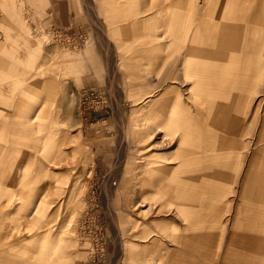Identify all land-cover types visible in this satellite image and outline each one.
Listing matches in <instances>:
<instances>
[{
	"label": "rangeland",
	"instance_id": "374dc122",
	"mask_svg": "<svg viewBox=\"0 0 264 264\" xmlns=\"http://www.w3.org/2000/svg\"><path fill=\"white\" fill-rule=\"evenodd\" d=\"M64 1L77 37L28 34L36 0H0V264H264V36L222 62L230 84L255 75L215 98L239 120L207 123L213 142L183 58L192 4L220 19L264 0ZM96 86L109 109L89 112Z\"/></svg>",
	"mask_w": 264,
	"mask_h": 264
},
{
	"label": "crops",
	"instance_id": "0c3cea01",
	"mask_svg": "<svg viewBox=\"0 0 264 264\" xmlns=\"http://www.w3.org/2000/svg\"><path fill=\"white\" fill-rule=\"evenodd\" d=\"M173 3L170 1L169 3H166L163 6L164 7L170 6ZM35 4L36 5L33 9H36V11L33 12L31 16H36L35 17L36 21L28 23L29 25V29L27 28L28 34L32 29L35 30V33L36 30H38L37 33H42V31H48V32L51 31L58 33L60 32L64 35H68L71 37H77L83 31L84 23L80 21L77 15H75L74 11L71 10V7L67 5L66 1L36 0ZM190 9L193 12V14L187 17L186 22L188 24L189 29L193 31L192 34L194 35L196 34V35L195 36L193 35V38L190 40L191 42L193 40V42L189 43L188 46L184 49L183 58L184 60H186L185 63L187 65L193 59H195L198 62L190 70H188L189 67L188 68L186 67L187 68L186 70L190 71V74H192V76L195 75L198 76L196 82L192 85L193 91H197V90L205 91L204 95L202 94L201 96L202 99H200V102L195 103L196 104L195 106L202 104L204 105L203 107H205L207 110L210 109L211 112L209 115L210 122L206 121V123H203L198 119H196L193 122L192 126L196 127L193 135H196L195 138L197 139V142L209 143L215 141V139L213 136H211V131H208L207 128L208 124L213 125L214 127H233L234 122L236 120H239L236 116L232 117L230 113L232 111V107H230L229 104H220L221 103L220 102L217 105L214 103L215 98L218 95H222V94L225 96L227 90H230L232 88L235 89V87L236 88L240 87L242 91H244L245 89H247L246 85L249 84L251 81L250 76L255 75L254 73H251L250 71L246 70L244 66H242L241 68L242 73L241 76L239 77L240 80L239 83L235 84V80H233L231 81L232 84L231 85L230 84L231 70L229 71L231 67L230 66L226 67V64L222 62L228 59L229 63H231L233 62L236 56L234 51H237L240 48H242V50L246 53V51H248L249 48L253 49L255 46L259 44V42L263 39L264 36V29H263L264 15H263V11L261 10L260 11L256 10L255 12L252 11L253 12L252 13L249 10L250 6L248 7V9H246V7L243 5H241V8H239L237 11H234V9H229V11L226 12V15H222L223 17H221L220 19H217V17L215 16L214 8H211L209 6L198 8L197 4L194 3L190 6ZM25 16L26 15H24V17ZM208 19L210 21V24L207 21ZM239 19L242 20L241 23H239ZM259 25L262 26L259 27ZM207 26L209 28H207ZM208 29L211 30L208 31ZM213 35L214 37H212ZM211 41H213L215 44ZM197 43L199 44L197 45ZM237 69L238 68H236L235 70ZM220 73L222 74V76L220 75ZM209 86L217 87L219 89V92L218 93L216 91L209 92L208 91ZM83 88L85 87H82L81 89ZM211 93L212 95L210 96ZM238 101L239 103H243L242 99H238ZM183 108L184 105L180 100L177 102L176 105L174 104V111L176 110V112L173 113V119L174 118L178 119L179 122L180 119H183L181 116L188 115V113H190L188 107H185L186 110H184ZM230 118L232 119V121L229 120ZM178 122H175V124H177ZM186 122H188L187 119L183 124L186 125L185 124ZM225 129L226 131H228L227 128ZM202 133L206 134L205 138L201 136ZM223 139L224 138L219 140H223ZM230 156L231 155L227 157L230 158ZM207 157L209 158V160L207 161L209 165L207 166H212L213 164L211 163H213L214 155H209ZM215 172L217 173L219 171H212V174H214ZM209 177H214V176H209ZM218 205L220 204L214 201L213 206H218ZM192 237L193 235L191 236V238ZM191 242H194L193 238L192 240L191 239L188 240L187 243L190 244ZM214 250L215 249H213V251ZM209 256L211 258L209 259L210 263L215 264L214 253H209Z\"/></svg>",
	"mask_w": 264,
	"mask_h": 264
},
{
	"label": "built area",
	"instance_id": "2783aa9c",
	"mask_svg": "<svg viewBox=\"0 0 264 264\" xmlns=\"http://www.w3.org/2000/svg\"><path fill=\"white\" fill-rule=\"evenodd\" d=\"M109 99L106 90L101 87H90L80 92V104L82 109L89 110H108ZM90 112V111H89Z\"/></svg>",
	"mask_w": 264,
	"mask_h": 264
},
{
	"label": "bare ground",
	"instance_id": "6f19581e",
	"mask_svg": "<svg viewBox=\"0 0 264 264\" xmlns=\"http://www.w3.org/2000/svg\"><path fill=\"white\" fill-rule=\"evenodd\" d=\"M249 20H250V19H249ZM207 21H208L209 24H210L209 19H208ZM202 22H203V20H202ZM202 24H203V23H202ZM209 24H208V25H209ZM203 25H204V24H203ZM196 27H197V25H196ZM193 28H195V27H193ZM207 28H209V27L207 26ZM209 30H211V29H208V31H209ZM199 32H200V31H199ZM210 32H211V31H210ZM209 34H210V33H209ZM193 35H194V34H193ZM195 35H196V34H195ZM195 35H194V36H195ZM212 37H214V35H213ZM194 38H195V37H194ZM196 38H197V37H196ZM206 39H207V38H206ZM212 39H213V38H212ZM214 39H215V38H214ZM215 41H216V40H215ZM192 42H193V40H192ZM192 42H191V43H192ZM201 42H202V41H201ZM211 42H213V41H211ZM202 43H203V42H202ZM213 43H214V42H213ZM194 44H195V43H194ZM198 44H199V43H197V45H198ZM214 44H215V43H214ZM214 44H213V45H214ZM202 45H203V44H202ZM204 46H205V45H204ZM210 47H211V46H210ZM210 47H209V48H210ZM213 47H214V46H213ZM213 47H212V48H213ZM209 60H210V59H209ZM200 66H201V65H200ZM198 67H199V66H198ZM204 67H205V66H204ZM201 69H202V68H201ZM198 70H199V69H198ZM204 71H205V70H204ZM215 76H217V75H215ZM201 79H202V78H201ZM243 80H244V79H243ZM241 84H242V83H241ZM240 86H241V85H240ZM222 146H223V145H222ZM210 147H211V146H210ZM210 147H209V148H210ZM214 150H215V149H214ZM202 222H203V221H202ZM214 254H215V253H214ZM210 264H211V263H210ZM213 264H214V263H213Z\"/></svg>",
	"mask_w": 264,
	"mask_h": 264
}]
</instances>
